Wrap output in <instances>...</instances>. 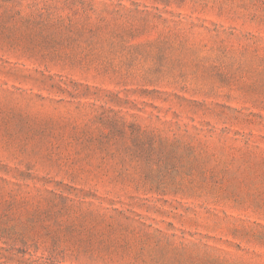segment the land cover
<instances>
[{
	"label": "rangeland",
	"instance_id": "rangeland-1",
	"mask_svg": "<svg viewBox=\"0 0 264 264\" xmlns=\"http://www.w3.org/2000/svg\"><path fill=\"white\" fill-rule=\"evenodd\" d=\"M0 264H264V0H0Z\"/></svg>",
	"mask_w": 264,
	"mask_h": 264
}]
</instances>
